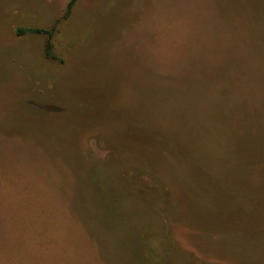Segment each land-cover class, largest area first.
<instances>
[{
  "label": "rangeland",
  "instance_id": "1",
  "mask_svg": "<svg viewBox=\"0 0 264 264\" xmlns=\"http://www.w3.org/2000/svg\"><path fill=\"white\" fill-rule=\"evenodd\" d=\"M69 1L0 0V264H264V0Z\"/></svg>",
  "mask_w": 264,
  "mask_h": 264
},
{
  "label": "trees",
  "instance_id": "2",
  "mask_svg": "<svg viewBox=\"0 0 264 264\" xmlns=\"http://www.w3.org/2000/svg\"><path fill=\"white\" fill-rule=\"evenodd\" d=\"M78 0H70L67 7H66V14L64 15V18H68L75 5L77 4ZM59 25V22L52 28V29H41V28H24V27H17L14 30V33L16 36H23L26 34H43L47 36V41L45 45V56L48 59H52L54 61H59L60 59L54 54V43L53 39L57 30V27ZM62 62V60H60Z\"/></svg>",
  "mask_w": 264,
  "mask_h": 264
}]
</instances>
